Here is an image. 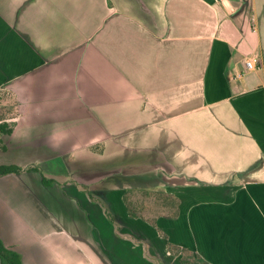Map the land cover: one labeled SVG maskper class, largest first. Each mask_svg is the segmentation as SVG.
<instances>
[{
	"label": "crops",
	"instance_id": "1",
	"mask_svg": "<svg viewBox=\"0 0 264 264\" xmlns=\"http://www.w3.org/2000/svg\"><path fill=\"white\" fill-rule=\"evenodd\" d=\"M4 122L22 171L0 177V239L22 264H183L170 244L264 264V0H0ZM91 150L108 186L55 156ZM136 169L176 217L130 215Z\"/></svg>",
	"mask_w": 264,
	"mask_h": 264
},
{
	"label": "rangeland",
	"instance_id": "2",
	"mask_svg": "<svg viewBox=\"0 0 264 264\" xmlns=\"http://www.w3.org/2000/svg\"><path fill=\"white\" fill-rule=\"evenodd\" d=\"M107 141H111V139H107ZM110 143V142H109ZM96 151V150H95ZM79 153L77 154L75 157V159L70 160V157H72V154H63V155H55L58 159H63L64 162L66 163L62 165V168L68 166L67 168L74 170L75 172V176H88L91 179L95 180L96 177H98L97 180L95 181H99V184H104L102 181H104V179H108L105 182V186H108L109 184L113 183L114 181H112L110 178L112 176V166H114V162L112 163H108V161L106 159H109L110 156L112 155L111 152H108L105 156H104V161L105 162H100L103 161V159L101 158V156L99 155V151L98 152H94L93 150H91V153ZM54 156V157H55ZM4 158L2 160L7 159L6 155L3 156ZM126 157H128L126 155ZM79 158L83 159L82 162L78 161ZM89 158H91V160H88ZM1 159V156H0ZM86 160V161H84ZM100 160V161H99ZM73 161V162H71ZM117 164H115L116 166ZM56 170L55 172V177H59L58 174H60V169L55 168ZM69 169V170H70ZM64 169H62L63 171ZM127 171H121L120 174L124 175L125 177H120V183L127 185L128 187L132 186V188H129L131 191V194L135 191L134 193V197H135V203H139L140 205L143 204L144 208L141 209V213L145 216V218H147L148 220H155L156 217L158 215L161 214H171L172 213V206L170 203H168L165 199L163 195V191L161 188H157V187H150V185H152L153 183H155L158 180H152L149 179L150 177V171H146V170H141V169H136V170H132V171H128L126 174L125 173ZM134 175L132 176L133 178H126L127 174L129 175ZM109 175H111L109 177ZM136 176V177H135ZM109 177V178H108ZM141 177V178H138ZM142 178H146L145 180ZM117 179V178H116ZM157 183V182H156ZM133 186H139L141 188H135ZM133 196V194L131 195ZM134 200V198H133ZM140 212V209L137 208ZM185 257H188L189 260H191L192 262H195V260L192 258V256L190 255H186Z\"/></svg>",
	"mask_w": 264,
	"mask_h": 264
},
{
	"label": "trees",
	"instance_id": "3",
	"mask_svg": "<svg viewBox=\"0 0 264 264\" xmlns=\"http://www.w3.org/2000/svg\"><path fill=\"white\" fill-rule=\"evenodd\" d=\"M12 130H13L12 123L4 122L0 124V150L5 149V145L3 144V136L10 135L12 133ZM21 171L22 168L16 165H0V177L8 174H19ZM44 183L49 184V182L46 181V179H44ZM162 196H164V199L172 206L173 211L171 214H169V216L176 217L178 215V209H179L178 199L175 196L166 193L165 191H163ZM126 203L129 208V212L131 216L145 217L141 213V209L144 208L143 204L140 205L138 202L135 203L133 201H129L128 198L126 199ZM137 208L140 209V212ZM155 220H151V221L154 222ZM169 249L173 254L182 256L183 264H208L205 261H203L198 254L192 253L186 249H182L181 247L170 244ZM186 255L192 256L195 262H192L191 260L188 259V257H185ZM0 260L2 264H22L20 255L6 248L1 239H0Z\"/></svg>",
	"mask_w": 264,
	"mask_h": 264
},
{
	"label": "built area",
	"instance_id": "4",
	"mask_svg": "<svg viewBox=\"0 0 264 264\" xmlns=\"http://www.w3.org/2000/svg\"><path fill=\"white\" fill-rule=\"evenodd\" d=\"M258 64H259V56L253 55L246 61L245 66L249 71H253L258 67Z\"/></svg>",
	"mask_w": 264,
	"mask_h": 264
}]
</instances>
